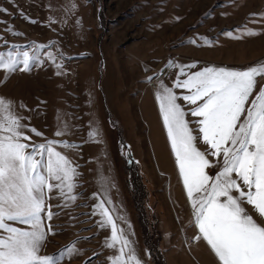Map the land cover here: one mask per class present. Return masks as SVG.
Listing matches in <instances>:
<instances>
[{
	"label": "rangeland",
	"instance_id": "obj_1",
	"mask_svg": "<svg viewBox=\"0 0 264 264\" xmlns=\"http://www.w3.org/2000/svg\"><path fill=\"white\" fill-rule=\"evenodd\" d=\"M0 9V52L18 45L43 61L29 72L0 69V98L43 133L27 132L29 144L56 141L78 173L75 202L61 211L51 194L56 234L40 254L55 258L75 244L78 258L60 264H110L117 253L106 247L110 228L99 227L103 201L142 264H219L203 241L192 242L198 229L155 93L163 83L187 94L174 80L188 64L191 72L264 66V0H0ZM242 29L260 34L225 35ZM169 62L177 69L166 72ZM257 81L250 102L264 87ZM186 119L196 134L197 118Z\"/></svg>",
	"mask_w": 264,
	"mask_h": 264
},
{
	"label": "snow or ice",
	"instance_id": "obj_2",
	"mask_svg": "<svg viewBox=\"0 0 264 264\" xmlns=\"http://www.w3.org/2000/svg\"><path fill=\"white\" fill-rule=\"evenodd\" d=\"M260 20L264 21V16ZM237 31L241 35H225L240 39L244 34H260ZM32 47L42 51L45 46ZM48 58L55 62L51 54ZM34 63L43 61L18 45L0 52V69L8 73L29 72ZM195 67L180 66L174 80L175 89H184L187 94L178 96L173 87L163 83L155 93L198 229L192 242L203 241L219 264H264V87L249 101L257 77H264V66L243 71L208 66L191 72ZM173 69L177 66L169 62L165 71ZM163 75L149 77L146 82L151 84ZM178 100L195 107L186 112ZM189 114L197 118L193 121L196 134L186 119ZM27 132L43 137L12 113L11 102L0 98V231L7 234L0 236V264H60L65 257L78 258L75 244L55 258L40 253L48 234H56L51 225L57 216L51 210V194L55 191L56 198L64 201L55 206L61 211L75 202L77 168L57 150L56 141L29 144ZM198 141L206 146L204 150L198 147ZM212 169L215 175L210 174ZM97 208L103 217L99 227L110 228L106 247L117 253L110 264H142L104 202ZM13 221L30 230L10 226L8 222Z\"/></svg>",
	"mask_w": 264,
	"mask_h": 264
},
{
	"label": "built area",
	"instance_id": "obj_3",
	"mask_svg": "<svg viewBox=\"0 0 264 264\" xmlns=\"http://www.w3.org/2000/svg\"><path fill=\"white\" fill-rule=\"evenodd\" d=\"M262 78V77H261Z\"/></svg>",
	"mask_w": 264,
	"mask_h": 264
}]
</instances>
